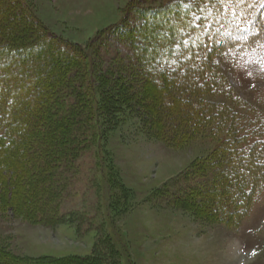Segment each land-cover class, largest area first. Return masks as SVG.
<instances>
[{
    "label": "trees",
    "instance_id": "trees-1",
    "mask_svg": "<svg viewBox=\"0 0 264 264\" xmlns=\"http://www.w3.org/2000/svg\"><path fill=\"white\" fill-rule=\"evenodd\" d=\"M154 1L130 0L125 13L135 14L137 25L125 30L124 19L95 38L102 44L116 32L132 50V59L118 63L130 84L118 81L115 104L128 103L136 82L148 98L144 108L159 140L179 148L198 137L211 138L212 150L184 172L187 185L173 202L190 203L214 223L236 225L264 191V122L258 124L254 108L241 102L215 57L264 46V6L261 0L233 4V10L215 0L207 7L205 0L153 6ZM245 18L252 21L250 28ZM202 23L214 30L218 26L220 35L205 32L195 38ZM92 49L46 29L23 0H0V151L7 158L6 165L0 164L2 213L48 225L62 219L65 188L57 176L72 168L98 125L96 91L87 86L86 97L79 83L94 68ZM85 98L87 113L81 104ZM67 262L106 264L101 253L29 258L0 246V264Z\"/></svg>",
    "mask_w": 264,
    "mask_h": 264
},
{
    "label": "rangeland",
    "instance_id": "rangeland-1",
    "mask_svg": "<svg viewBox=\"0 0 264 264\" xmlns=\"http://www.w3.org/2000/svg\"><path fill=\"white\" fill-rule=\"evenodd\" d=\"M23 1L46 29L94 49L90 58L94 68L79 83L84 94L87 86L96 91L100 110L94 113L98 125L86 149L72 168L57 176L65 188L60 222L31 223L0 211V246L29 258L101 253L106 264H264V191L233 226L204 218L190 203L173 202V195L187 185L184 172L212 150L214 141L198 137L177 148L159 140L152 115L144 108L148 98L136 82L128 103L122 108L115 104L114 97H120L115 85L130 84L118 63L132 59V50L123 38L115 37L116 32L102 44L95 38L124 19L125 30L137 25L136 15L125 13L130 0ZM167 1L155 0L153 6ZM216 30L202 23L194 37L219 34L218 26ZM215 61L241 102L254 108L255 119H261L258 124L264 122V46L235 55L234 50H225ZM85 103L86 98L81 104L87 113ZM5 153L0 151V164H7Z\"/></svg>",
    "mask_w": 264,
    "mask_h": 264
},
{
    "label": "snow or ice",
    "instance_id": "snow-or-ice-1",
    "mask_svg": "<svg viewBox=\"0 0 264 264\" xmlns=\"http://www.w3.org/2000/svg\"><path fill=\"white\" fill-rule=\"evenodd\" d=\"M212 0H205V7L208 6L209 3H211ZM246 3V0H215V4L217 6H222L225 9H229V10H233L232 9V5L235 4L236 6H240ZM262 6H264V0H261ZM185 7L190 8L191 5L186 4ZM203 10V9H201ZM240 15H243L242 13ZM197 20L201 19V17H196ZM244 22L249 26V28L251 27L252 21H249L245 18ZM242 31H244V29H241ZM247 37H245L246 39ZM184 43H187V41H184ZM254 254V253H253Z\"/></svg>",
    "mask_w": 264,
    "mask_h": 264
}]
</instances>
